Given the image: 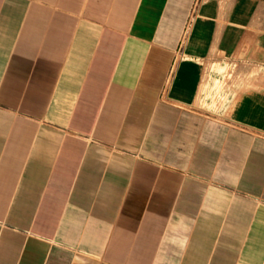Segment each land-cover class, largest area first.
Instances as JSON below:
<instances>
[{"label": "crops", "instance_id": "obj_1", "mask_svg": "<svg viewBox=\"0 0 264 264\" xmlns=\"http://www.w3.org/2000/svg\"><path fill=\"white\" fill-rule=\"evenodd\" d=\"M215 60L264 0H0V264H264V73L196 104Z\"/></svg>", "mask_w": 264, "mask_h": 264}, {"label": "rangeland", "instance_id": "obj_2", "mask_svg": "<svg viewBox=\"0 0 264 264\" xmlns=\"http://www.w3.org/2000/svg\"><path fill=\"white\" fill-rule=\"evenodd\" d=\"M223 65L224 68L221 69V71H217L216 66L217 65ZM212 73L207 74L203 84L210 86L209 84L214 78L220 79V86L216 88L215 90H211L207 87V89L204 87L200 88V93L198 95V98L196 100V104L202 103V102H210V100H215L217 104L219 105V97L225 92L227 93V96H230L232 92H234L239 87H243L245 85H248L253 79H257L259 76L256 75L257 73H264V67L263 66H257L253 67L251 70H246L241 68V65L237 60H222L218 61L215 60L213 64L211 65ZM215 79V80H216ZM260 79V78H259ZM262 80V79H261ZM222 98V97H220ZM199 108L202 111H207L213 114H219L221 113V109H219L217 112L213 110H209L203 106L198 105Z\"/></svg>", "mask_w": 264, "mask_h": 264}]
</instances>
